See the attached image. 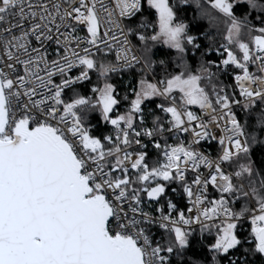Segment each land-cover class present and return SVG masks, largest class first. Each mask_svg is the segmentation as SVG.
Wrapping results in <instances>:
<instances>
[{"label": "snow or ice", "instance_id": "snow-or-ice-1", "mask_svg": "<svg viewBox=\"0 0 264 264\" xmlns=\"http://www.w3.org/2000/svg\"><path fill=\"white\" fill-rule=\"evenodd\" d=\"M0 264H264V0H0Z\"/></svg>", "mask_w": 264, "mask_h": 264}]
</instances>
